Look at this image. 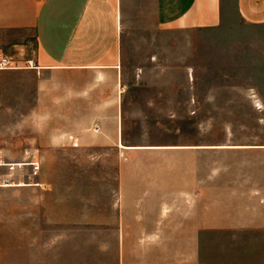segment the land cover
Listing matches in <instances>:
<instances>
[{"label":"crops","instance_id":"1","mask_svg":"<svg viewBox=\"0 0 264 264\" xmlns=\"http://www.w3.org/2000/svg\"><path fill=\"white\" fill-rule=\"evenodd\" d=\"M252 108L264 0H0V155L69 161L0 186V264H264V132L204 131Z\"/></svg>","mask_w":264,"mask_h":264},{"label":"rangeland","instance_id":"2","mask_svg":"<svg viewBox=\"0 0 264 264\" xmlns=\"http://www.w3.org/2000/svg\"><path fill=\"white\" fill-rule=\"evenodd\" d=\"M252 35L259 34L258 32H252ZM243 111V110H242ZM232 121L221 122V123H205L204 131L211 134L220 135L223 131H231L235 133H260L264 132V109H245V112L240 113L239 116H234L227 118ZM226 120V118H224ZM260 140H253V142H259ZM17 152V153H16ZM7 155H0V158L5 159L7 162H22L30 161L32 159H37L41 163V166L50 169L49 166L53 163H68L67 156L61 155H41L40 153L34 155H21L16 151ZM81 162H94L93 160H88V157H79ZM26 170V168H25ZM21 179V178H20ZM20 200L18 196H0V212L4 211V207H8V211H19ZM4 222H10L8 220L0 219V225ZM13 222V221H12ZM18 253V252H17Z\"/></svg>","mask_w":264,"mask_h":264},{"label":"built area","instance_id":"3","mask_svg":"<svg viewBox=\"0 0 264 264\" xmlns=\"http://www.w3.org/2000/svg\"><path fill=\"white\" fill-rule=\"evenodd\" d=\"M38 171L39 162L35 158L28 162H7L0 158V186L19 185L20 181L35 177Z\"/></svg>","mask_w":264,"mask_h":264}]
</instances>
